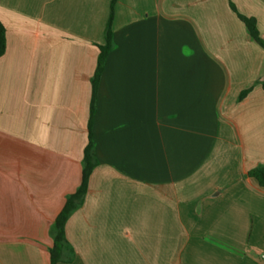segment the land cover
<instances>
[{
    "label": "crops",
    "instance_id": "1",
    "mask_svg": "<svg viewBox=\"0 0 264 264\" xmlns=\"http://www.w3.org/2000/svg\"><path fill=\"white\" fill-rule=\"evenodd\" d=\"M264 0H0V264H264ZM251 89L239 100L242 92Z\"/></svg>",
    "mask_w": 264,
    "mask_h": 264
},
{
    "label": "trees",
    "instance_id": "2",
    "mask_svg": "<svg viewBox=\"0 0 264 264\" xmlns=\"http://www.w3.org/2000/svg\"><path fill=\"white\" fill-rule=\"evenodd\" d=\"M117 0H111V13L105 30V44L99 46V60L98 67L95 77L92 80L93 86V96L90 109V126L95 113L96 105V94L97 87L104 70L107 56L112 51L113 48V20L114 12ZM231 9L237 14L239 19L245 24L251 39L257 43L264 50V38L262 37L258 27L257 22L254 18H250L240 14L235 6L231 4ZM7 47L6 39V29L4 25L0 22V58L5 54ZM264 86V84H263ZM251 91L248 89L242 92L239 96V100H243ZM97 166V161L94 153V146L92 142V137L90 134L89 143L84 150L83 157V171H82V182L78 190L69 195L66 199L65 205L59 215L57 216L55 223L52 228L53 245L50 249V260L51 264H60L64 261L65 251L68 247V242L66 239V224L70 217L83 205L85 196L88 190V182L93 170ZM249 176L255 178L261 186H264V167L257 166L249 172Z\"/></svg>",
    "mask_w": 264,
    "mask_h": 264
}]
</instances>
